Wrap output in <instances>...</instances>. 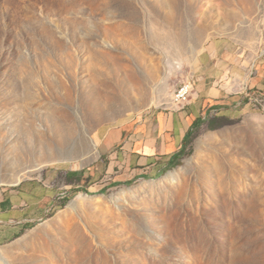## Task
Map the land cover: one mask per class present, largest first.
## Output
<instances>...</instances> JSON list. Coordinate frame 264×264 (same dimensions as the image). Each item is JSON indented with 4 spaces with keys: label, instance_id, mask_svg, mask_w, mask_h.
Wrapping results in <instances>:
<instances>
[{
    "label": "rangeland",
    "instance_id": "obj_1",
    "mask_svg": "<svg viewBox=\"0 0 264 264\" xmlns=\"http://www.w3.org/2000/svg\"><path fill=\"white\" fill-rule=\"evenodd\" d=\"M221 37L264 54V0H0V264H264V94L160 176L99 165L100 133L170 107Z\"/></svg>",
    "mask_w": 264,
    "mask_h": 264
},
{
    "label": "crops",
    "instance_id": "obj_2",
    "mask_svg": "<svg viewBox=\"0 0 264 264\" xmlns=\"http://www.w3.org/2000/svg\"><path fill=\"white\" fill-rule=\"evenodd\" d=\"M193 74L197 80L186 106L149 108L100 133L99 165L109 182L160 176L172 167L194 121L203 119L211 105L227 109L247 91L264 94V54L257 58L255 47L241 50L228 37L205 43Z\"/></svg>",
    "mask_w": 264,
    "mask_h": 264
},
{
    "label": "built area",
    "instance_id": "obj_3",
    "mask_svg": "<svg viewBox=\"0 0 264 264\" xmlns=\"http://www.w3.org/2000/svg\"><path fill=\"white\" fill-rule=\"evenodd\" d=\"M248 75H252L253 71L250 69L247 73ZM196 76L189 75L184 81H182L176 88H174L171 92V108H182L190 103L192 94L194 92V86L196 83ZM245 97L247 101L253 99L254 94H250L249 91L245 93ZM219 111L218 106L211 105L209 109L204 112L201 117L204 119L209 115L216 114Z\"/></svg>",
    "mask_w": 264,
    "mask_h": 264
},
{
    "label": "trees",
    "instance_id": "obj_4",
    "mask_svg": "<svg viewBox=\"0 0 264 264\" xmlns=\"http://www.w3.org/2000/svg\"><path fill=\"white\" fill-rule=\"evenodd\" d=\"M245 102H247V99H244L242 104H244ZM197 122H199V121H194L192 129L189 131V133H187V135L185 137V140H184V146L181 148V150L179 151L178 155L175 157V161H174V164L172 166L176 165L178 163V160L181 157V155H183V151H184V149H185V147L187 145L188 137H189L191 131L193 130L194 126L197 125ZM130 182L131 181H129L127 183H130Z\"/></svg>",
    "mask_w": 264,
    "mask_h": 264
}]
</instances>
